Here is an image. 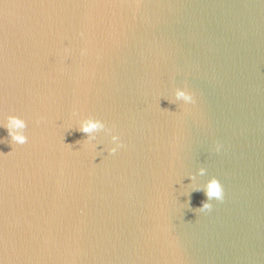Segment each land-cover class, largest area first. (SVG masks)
Listing matches in <instances>:
<instances>
[{
	"label": "water",
	"instance_id": "water-1",
	"mask_svg": "<svg viewBox=\"0 0 264 264\" xmlns=\"http://www.w3.org/2000/svg\"><path fill=\"white\" fill-rule=\"evenodd\" d=\"M134 4L0 0V264H264V0Z\"/></svg>",
	"mask_w": 264,
	"mask_h": 264
},
{
	"label": "clouds",
	"instance_id": "clouds-1",
	"mask_svg": "<svg viewBox=\"0 0 264 264\" xmlns=\"http://www.w3.org/2000/svg\"><path fill=\"white\" fill-rule=\"evenodd\" d=\"M139 4V0H135V4ZM83 38V34H80ZM65 53L69 52V49H64ZM87 54L86 48L80 49V55L84 56ZM173 101L181 102V108L184 112H187L189 105H194L196 103L194 95L191 91L188 90L187 85L183 87H176L172 93ZM173 101H169V103H173ZM76 113L73 112V116ZM43 118H39L34 121L35 124L39 125L42 122ZM77 131L84 133L86 138L83 140L84 145L88 148L90 152L96 151L97 144L95 141L97 140L95 133L103 131L105 135L108 136L110 140V146L107 147L106 151L108 154H115L119 149H121L124 145L118 134H116L113 128L106 126V124L100 120L95 119L91 116L89 117H81L76 120ZM0 127L4 128L7 132V137L9 143L11 145H24L28 143L29 137L26 134V129L28 128V123L25 119L16 115H8L0 119ZM71 128L69 124L66 129ZM221 150V145L216 144L214 147V151L219 152ZM103 151V149L101 150ZM205 168L201 167L197 169L196 175H189L188 178L190 181H194L196 176H204ZM192 191H203L206 199L201 202L198 208L192 209L194 212H204L210 210L212 204L210 201L215 199L216 201H222L224 198L223 187L221 183L215 178L210 177L206 183L201 187L197 185L193 188Z\"/></svg>",
	"mask_w": 264,
	"mask_h": 264
},
{
	"label": "snow or ice",
	"instance_id": "snow-or-ice-1",
	"mask_svg": "<svg viewBox=\"0 0 264 264\" xmlns=\"http://www.w3.org/2000/svg\"><path fill=\"white\" fill-rule=\"evenodd\" d=\"M139 6H140V4H136V5H134V7H137V8H138Z\"/></svg>",
	"mask_w": 264,
	"mask_h": 264
}]
</instances>
